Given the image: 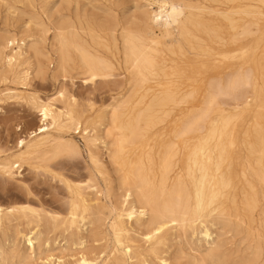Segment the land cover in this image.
<instances>
[{
    "label": "rangeland",
    "instance_id": "374dc122",
    "mask_svg": "<svg viewBox=\"0 0 264 264\" xmlns=\"http://www.w3.org/2000/svg\"><path fill=\"white\" fill-rule=\"evenodd\" d=\"M187 1L194 5L203 4L205 12L225 9L217 0ZM145 6L147 7L145 0H0V48L8 39L15 41L12 47L3 50L5 54L18 49L17 42L21 40H26L27 43L36 40L48 57H35L33 51L24 50L25 57H29V61H33L32 64L35 65L30 69L31 76L26 81L27 85L23 86L21 80H13V75L8 76L6 84L0 81V91L11 89L18 97L12 105L6 106V112L0 116V163L7 159L17 161L16 154L24 149L16 145L20 136L17 134V126L22 128L23 133L29 132L28 122L32 120L26 102L29 97L39 96L62 106L58 93L63 90L66 79L70 93L75 96V106L85 110L80 132H51L75 141L80 146L78 156L70 157L62 152L48 161H18L23 169L22 176L10 182L0 180V206L11 209L8 215L0 219V244L3 250L0 252V264H83L82 257L85 256L94 261L92 264H264V181L260 178L264 173L257 164V152L261 146L254 142V151H258L251 153L242 139L244 132L250 134L252 141L264 133V4L261 7V32L239 37L232 43L234 39L225 28L226 21L219 17L217 22L223 27L221 34H196L205 40V44L193 41L191 50V47L185 45L187 58L191 59L189 63L194 66L191 74L199 76L209 75L216 69L224 72L229 70L242 62L251 41L256 42V59L259 58L256 73L260 83L257 97L238 110L215 106L207 121L209 130L206 137L210 142V150L206 172L208 178H213V192L219 195L225 190L222 199L225 202V214L215 223L207 224L209 237L204 234L203 227L198 225L196 230L168 227L159 239L145 241L144 235L152 230L147 216H137L131 223L120 222L121 210L131 204L124 202L122 175L117 172L111 159L112 139L105 135V127L109 124V110H106V106L114 102L109 96L108 88H104L102 94H99L96 91L91 93L90 88L83 85L84 70L80 68L76 52H72L73 62L67 72L59 69L53 29L70 19L86 22V26L94 25L97 28L114 20L124 24L131 23L146 9ZM214 16L216 17L214 13L210 15ZM80 35L86 40L92 53L108 57L114 62L117 71L123 72L120 34H115L114 37L112 34ZM218 37L225 41L220 42ZM115 39L117 48L114 46ZM20 63L19 71L26 70L28 65L25 60ZM37 63L42 68L40 73L36 71ZM201 106L202 102L199 100L188 99L176 107L164 122L152 129L144 141L138 143L135 153L130 152L131 167L135 168L136 161L145 158L147 153L158 156L164 150L179 126L176 121L182 110L188 107L198 109ZM224 117L227 118L226 121ZM215 123L220 126L218 134H213L210 130ZM85 127H96L98 148H92L83 139ZM37 138L38 136L31 137L28 141ZM177 143L185 154L178 171L189 179L199 176L189 155L196 149L198 155L202 156L203 148H197L194 143L185 148L181 139ZM90 149L95 151L99 162L91 159ZM219 149H224L223 156ZM262 161L264 166V150ZM215 162L220 163L218 170L214 167ZM230 163L232 165L229 170ZM157 170L158 166L155 165L151 174L153 179L157 177ZM221 175L230 179V186L226 189L223 188ZM87 186L91 188L83 190L86 201L80 202V206L70 205L75 202L76 189ZM130 201L139 208L134 198ZM25 205L27 210L23 211ZM81 210H84L86 218L80 222L78 216ZM72 215L76 216L78 227H69L74 218ZM112 224L115 225L113 231ZM31 230L37 236L33 247L28 245L25 237ZM116 236L121 238L124 245L131 244L130 256L122 254L123 249L115 243Z\"/></svg>",
    "mask_w": 264,
    "mask_h": 264
},
{
    "label": "bare ground",
    "instance_id": "6f19581e",
    "mask_svg": "<svg viewBox=\"0 0 264 264\" xmlns=\"http://www.w3.org/2000/svg\"><path fill=\"white\" fill-rule=\"evenodd\" d=\"M145 1L146 9L142 8L143 11L139 17L131 23L124 24L113 19V22L97 28L94 25L86 26V22L81 23L82 21L70 19L56 25L53 31L58 53V67L66 73L73 62L72 52H76L79 56L80 68L84 70L83 85L90 88L91 93L96 91L99 94H102L104 88H108L109 96L114 102L106 106V110H109V124L105 127V135L112 139L111 159L117 172L122 175L121 181L125 188L124 202L131 204L130 207L121 210L120 222L122 224L127 221L131 223L137 216H147L148 225L152 227V230L144 235L145 241L159 239L161 233L168 227L196 230L198 225L203 227L204 234L209 237L207 224L215 223L225 214V202L222 200L225 190L219 195L213 192V178L207 177V157L210 150V142L206 137L209 130L207 121L215 106L220 105L238 110L257 97L260 83L256 73V63L259 58L256 59V42L252 40L244 59L234 67L225 72L216 69L212 70L209 75L194 76L191 74V68L194 66L189 63L191 59L187 58L185 45L191 47V50L193 41L198 40L200 45L205 44V40L196 34H221L223 27L217 22L219 17L226 21L225 28L234 39L232 43H235L239 37L261 32L260 21L263 16L261 7L264 0H217L225 6V9L210 12L203 11V4L194 5L187 0ZM212 13L216 17H210ZM80 34H112L113 37L115 34H120L123 72L117 71L114 62L108 57L92 53L87 47L86 40ZM220 39L221 42L224 38ZM14 42L8 39L0 48V81L6 84L8 76L13 75V80H21L24 86L27 85L26 81L31 76L30 69L33 66V61L25 57L24 50L33 51L35 57L47 59L48 57L36 40L28 43L26 40H21L17 42L18 49H12L5 54L3 50L9 46L12 47ZM114 46L117 48L116 39ZM23 59L28 67L24 71H19L20 61ZM41 70L40 63H37L36 71L40 73ZM67 84V80L64 79L63 90L58 93L63 102L62 106H57L56 103L39 96H31L26 100L30 110L29 116L32 117L30 123L28 122L30 129L26 134L19 125L17 126V134L20 136L17 138L16 145L24 149L16 154L17 161L7 159L0 163L2 182H10L22 176L23 169L20 168L21 164H18V161L20 163L27 160L48 161L62 152H66L70 157L80 154V146L75 141L51 133L52 130L80 132L82 127L85 110L77 109L75 96L70 93ZM16 98L18 97L11 89L6 88L0 91V116L6 112V106L13 103ZM188 99H197L202 102V106L198 109L188 107L182 110L176 121L179 126L174 130L164 150L157 154L158 156L147 153L145 158H139L136 161L135 168L131 167L130 152L135 153L134 150L137 149L138 143L144 141L154 127L164 122L176 107L187 102ZM257 125H259L258 122ZM95 129L96 127L92 129L85 127L82 135L92 148H98L99 138ZM210 130L213 134H218L220 126L215 123ZM160 135L163 134L160 133ZM35 136H38L36 140L28 141L29 138ZM178 139L183 141L185 148L190 143H194L197 148H203L202 156L198 155L196 149L192 150L189 155L199 176L189 179L178 171L185 159V154L182 153L177 143ZM242 139L251 153L255 154L258 151H254V142L261 146L257 152V164L264 173L262 161L264 133L252 141L250 134L244 132ZM220 152L223 156L224 149ZM90 157L99 162L95 151L91 149ZM155 165L158 166V170L157 177L153 179L151 174ZM231 165L232 163H230L229 170ZM219 166L220 163L215 162L216 170ZM260 178L264 181V175ZM221 180L223 188L230 186L228 177L222 176ZM90 188L91 186L78 187L75 192V202L73 201L70 205L80 206V202L86 201V194L83 190ZM131 198L135 199L139 208H136L133 202L131 203ZM232 202L234 204V201ZM26 206L23 207V211L27 210ZM10 211L11 209L0 206V219L2 220V217L8 215ZM83 211L81 210L78 216L80 222L86 218ZM75 217L72 218L69 227L78 224ZM111 228L112 231L115 230V225L112 224ZM25 237L28 245L33 247L37 241L36 233L31 230ZM115 243L123 249L124 256H130L131 244L124 245L119 236L115 237ZM0 252H3L1 244ZM93 262L86 256L82 257L83 264Z\"/></svg>",
    "mask_w": 264,
    "mask_h": 264
}]
</instances>
